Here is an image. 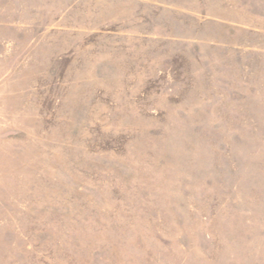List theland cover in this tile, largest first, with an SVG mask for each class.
Wrapping results in <instances>:
<instances>
[{
    "label": "rangeland",
    "instance_id": "obj_1",
    "mask_svg": "<svg viewBox=\"0 0 264 264\" xmlns=\"http://www.w3.org/2000/svg\"><path fill=\"white\" fill-rule=\"evenodd\" d=\"M0 264H264V0H0Z\"/></svg>",
    "mask_w": 264,
    "mask_h": 264
}]
</instances>
